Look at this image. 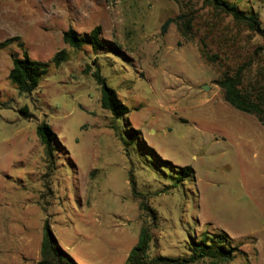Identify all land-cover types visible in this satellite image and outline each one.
<instances>
[{
  "label": "rangeland",
  "instance_id": "1",
  "mask_svg": "<svg viewBox=\"0 0 264 264\" xmlns=\"http://www.w3.org/2000/svg\"><path fill=\"white\" fill-rule=\"evenodd\" d=\"M230 1L264 26V0ZM184 13L190 34L175 20L163 31ZM97 25L109 51L63 40ZM12 37L0 49V264H39L46 219L78 264H125L143 226L150 257L186 256L192 239L223 232L237 248L228 264H264V125L217 83L243 63L255 75L260 34L202 0H0V43ZM20 43L43 61L68 53L30 94L9 79ZM96 71L130 108L125 117L101 106ZM42 121L57 134L53 162ZM186 165L194 173L180 180Z\"/></svg>",
  "mask_w": 264,
  "mask_h": 264
},
{
  "label": "trees",
  "instance_id": "2",
  "mask_svg": "<svg viewBox=\"0 0 264 264\" xmlns=\"http://www.w3.org/2000/svg\"><path fill=\"white\" fill-rule=\"evenodd\" d=\"M212 9L230 17L237 25L245 27L264 38V26L255 11H246L239 7L235 2L230 0H202ZM181 21L183 32L190 34L192 31V20L187 14H181L176 19H168L162 26L163 31L171 21ZM102 27L97 25L88 34H80L76 29L69 28L63 33V40L69 46L80 49L86 43L92 47L95 52L100 50L109 51L107 42L101 38ZM18 37L8 38L0 43V49L8 46ZM23 54L12 53V68L9 72L10 81L16 86L20 93L30 94L40 85L42 76L48 72L51 64L60 66L68 59L66 49L57 52L51 61H43L32 58L24 44ZM120 50L119 46H116ZM210 61L215 60V56L209 53H202ZM252 62L247 65L239 66L235 69L225 71L217 80L219 86L224 90V96L234 108L255 115L264 125V61L254 76L251 75ZM95 77L101 86V106L111 112L113 118L125 117L130 108L120 99L117 91L109 86L104 77L98 71ZM117 129V127L115 126ZM37 134L45 146L46 154L51 162L54 161L56 151L57 134L47 121H42L37 125ZM133 138L139 134L137 129H132ZM126 144L128 142L126 141ZM149 148V147H148ZM150 150H152L150 148ZM154 151V150H153ZM155 152V151H154ZM159 162L166 163L168 166L171 162L162 159L154 154ZM158 169V167H155ZM183 180L189 175H193L194 168L191 165L180 167ZM164 173V171L162 170ZM142 209L148 208L145 201L141 202ZM153 240L150 229L143 226L139 235L137 244L132 248L125 264H194L196 262H208V264H228L234 260L237 254V248L232 244L230 237L223 232L210 234L204 232L200 239H192L190 242V253L186 256H169L159 254L154 257L149 256L151 241ZM39 264H78L74 258L65 251L58 243L48 219L44 221L43 239L41 244V259Z\"/></svg>",
  "mask_w": 264,
  "mask_h": 264
},
{
  "label": "crops",
  "instance_id": "3",
  "mask_svg": "<svg viewBox=\"0 0 264 264\" xmlns=\"http://www.w3.org/2000/svg\"><path fill=\"white\" fill-rule=\"evenodd\" d=\"M148 147H149V145H148ZM149 148H151L152 150H154L155 151V153L157 154V156H160L162 159H165L160 153H158L153 147H149ZM165 160H168V159H165ZM169 161V160H168ZM171 162V161H170ZM171 164H173L172 162H171ZM176 166V165H175ZM178 166V165H177ZM181 167V166H180ZM0 213H1V211H0ZM41 253V248L39 249V254ZM39 262V261H38Z\"/></svg>",
  "mask_w": 264,
  "mask_h": 264
},
{
  "label": "water",
  "instance_id": "4",
  "mask_svg": "<svg viewBox=\"0 0 264 264\" xmlns=\"http://www.w3.org/2000/svg\"><path fill=\"white\" fill-rule=\"evenodd\" d=\"M203 88L206 89V90H208V89H209V85L205 84V85L203 86Z\"/></svg>",
  "mask_w": 264,
  "mask_h": 264
}]
</instances>
